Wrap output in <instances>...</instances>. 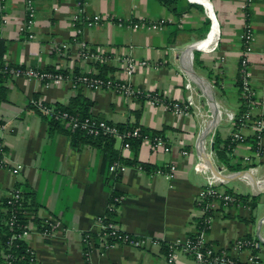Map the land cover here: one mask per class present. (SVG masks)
Wrapping results in <instances>:
<instances>
[{
	"label": "crops",
	"instance_id": "crops-1",
	"mask_svg": "<svg viewBox=\"0 0 264 264\" xmlns=\"http://www.w3.org/2000/svg\"><path fill=\"white\" fill-rule=\"evenodd\" d=\"M245 2L179 0L166 6L159 0H82L80 4L76 0H33L34 21L27 31H20L26 0H2L1 63L112 77L128 81L140 92L127 97L111 89H74L65 81L46 84L24 76H0L1 160L5 164L0 167V199L15 188L31 195L33 205L27 210V220L32 225L25 241L37 264H166L165 244L198 230L201 214L195 199L205 177L194 166L204 162L209 168L202 152L215 168L229 174L226 189L247 195L248 202L255 196L254 206L239 202L225 209L218 205L205 239L242 260L245 251L237 255L231 248L236 238H261L256 253L264 261V190L256 194L248 175L232 176L248 171L245 174H253L264 184V130L252 121L240 128L235 123L243 107L236 82ZM78 13L98 14L103 20L73 27L72 17ZM247 16L254 32L246 54L248 82L254 92L250 112L251 119L257 120L264 119V0H252ZM206 18L210 22L207 31L203 30ZM134 23L139 26L133 27ZM153 23L159 27L151 28ZM77 27L79 39L91 49L106 53L108 62L83 60L73 45L62 54L54 52L55 43L69 42ZM29 33L34 35L32 39L27 38ZM123 56L146 61L147 65L126 77L118 59ZM192 83L209 99L202 91L210 108L208 121L203 118L201 96L195 98L187 87ZM145 94H156L162 101L152 103ZM189 94L195 106L186 114L176 113L165 104L183 101ZM76 96L85 99L89 116L158 132L162 146L153 148L144 140L135 149L124 148L121 140L114 139L119 156L134 163H121L114 171L100 149L86 142L74 143L70 133L59 129L50 131L47 120L30 107L33 99L66 106ZM209 125H213L212 130L199 143ZM236 131L241 137L232 140ZM215 136L221 148L226 140L234 141L222 160L215 153ZM16 165L21 168L11 172L9 168ZM171 165L170 177L152 171L168 170ZM111 188L122 195L115 211L116 224L122 232L142 238L141 246L122 242L107 245L97 235L98 217L106 214ZM48 216L58 224L44 237L36 219L42 221ZM85 234L90 235L87 260ZM174 264L195 262L177 250Z\"/></svg>",
	"mask_w": 264,
	"mask_h": 264
},
{
	"label": "built area",
	"instance_id": "built-area-1",
	"mask_svg": "<svg viewBox=\"0 0 264 264\" xmlns=\"http://www.w3.org/2000/svg\"><path fill=\"white\" fill-rule=\"evenodd\" d=\"M33 0H26V16H25V24L20 27V31H27L28 28L33 23V18L35 15L34 6L32 4ZM78 4L82 2V0H76ZM248 0H246V3ZM244 5V6H245ZM244 8V7H243ZM2 9V5L0 2V10ZM103 18L98 15L92 16H84L82 14H75L72 17V26L76 27V23L84 22V24L90 26L100 23ZM118 25H121V22H117ZM133 27H138L137 23L132 25ZM151 28L159 27L158 24H150ZM79 28L75 29V34L71 38V40L67 43H55L54 52L56 54H62L65 52L69 45H73L77 48V55L79 58L91 62H108L110 60L109 56L106 53L100 50L91 49L84 41L77 39ZM34 35L32 33L28 34V38L32 39ZM239 40L242 45V56L240 58V65L242 70V89L240 92L241 100L243 106L247 107L245 112H242L238 116L239 126L238 128L244 126L246 123L252 121L254 125L257 126L259 130H264V119L258 118L257 120L251 119V108L253 107V96L254 92L249 85L248 82V73H247V59L246 54L248 53L249 47L254 40V32L250 25H247L245 29L239 34ZM120 63L122 64L123 73L126 77L131 76L135 69L139 66H146V61L136 60L131 56H123L118 58ZM12 77L16 76H24L28 79L34 80H45L46 84L48 83H59L62 81L68 82L69 85L76 89L78 86H83V88L88 90H105L111 89L113 91L124 94L127 97H132L133 95L140 94L138 90H135L128 81H122L118 79H114L112 77H98L88 74H64L62 72H47L45 70H39L31 67H27L24 69L21 68H11L10 69ZM190 88V85H187ZM264 91V90H263ZM264 93V92H263ZM146 95V94H145ZM150 98L152 103L161 102L162 99L158 97L156 94H148L146 95ZM264 97V94H263ZM31 103L42 113L49 116H53V118L63 124L64 128L68 129L70 132L74 131H82L88 136H97L100 134L108 135L114 139H119L122 142L124 148H129L130 144L127 141L129 138H141L142 141L149 140L152 144L153 148H160L162 146V138L161 136L149 137L147 135H141L139 128H125L120 129L117 124L110 123L105 120L96 119L91 116L86 117H78L76 115L70 114L67 111L56 108L53 104H47L38 100H31ZM168 108L172 109L176 113L186 114L188 109L192 106H195L192 94L186 96L185 100L180 102L173 103H165ZM197 107V106H196ZM198 109V108H197ZM2 124H0V127ZM241 135L236 131L231 135L232 140L240 139ZM2 147V143L0 144ZM5 164L2 160H0V167H4ZM121 167V163L118 161H114L111 164V168L114 171H118ZM21 168V165H16L14 167H10L9 169L13 173H17ZM174 167L171 165L168 170L161 171L158 170L157 173H162L165 177L171 176V170ZM194 170L201 173L205 177V184L199 190L195 204L200 210V217L211 212V215H206L205 222L210 224L212 218V212H215V208L217 204L220 202L221 205L227 209L230 205L237 204L240 201H237L235 197V193H231L226 189V182L216 175H214L207 165L204 162H198L194 166ZM113 171V172H114ZM219 172L223 173V169L219 168ZM228 174V173H227ZM7 202L12 203L16 202L20 204L22 198V192L19 189H13L8 193ZM122 199V196L115 197L114 202L119 203ZM111 202L107 205V210H115V203ZM27 214V212H26ZM33 217V215H32ZM104 216H99V229L97 235L102 239L105 244L108 245V240H115L114 242H122L128 243L133 246H141L143 243L142 238H132L130 234L122 232L118 225L112 221H103ZM4 220V219H3ZM14 218L11 216L9 222H13ZM57 221L51 216L45 217L40 221L41 225V233L44 237H48L52 234L53 229L57 226ZM32 222L27 220V224L23 227V230L18 233L12 235V238L18 237L20 239L26 240ZM88 237V242L90 243V237ZM84 241V238H83ZM260 242H262L261 238L255 240L252 237H238L233 242L231 248L238 255V253L245 251V257L240 260L237 256L229 253L226 249L221 248L219 246H215L210 244L205 239V232L199 231L193 235L186 236L184 239H176L171 242L166 243L167 252H166V264H174V257L177 250H180L189 256H191L195 262V264H264V261L260 260L257 256L256 249L259 248ZM86 260L88 259V252L84 253ZM9 256V255H8ZM7 254L4 255V258H8ZM5 264H10V262H6Z\"/></svg>",
	"mask_w": 264,
	"mask_h": 264
},
{
	"label": "trees",
	"instance_id": "trees-1",
	"mask_svg": "<svg viewBox=\"0 0 264 264\" xmlns=\"http://www.w3.org/2000/svg\"><path fill=\"white\" fill-rule=\"evenodd\" d=\"M160 2H162L164 5L166 6H170L173 4H176L179 0H159ZM1 5H2V0H0ZM252 3V0H248V2L246 3V5L243 8L244 14L246 16V21L248 20V16H247V8L248 6ZM2 10V9H1ZM0 10V20H1V16H2V11ZM245 21V24L243 26L242 31L245 29V27L247 25H249L248 22ZM23 24H25V20L23 22ZM78 23H76L77 25ZM209 19L206 18L204 20V26H203V30L208 29L209 27ZM241 31V32H242ZM240 32V33H241ZM28 38V36H27ZM79 35L77 37V39H79ZM81 40V39H79ZM1 41V39H0ZM238 80L236 82V85L238 87V92H241L242 89V70H241V65H240V59L238 62ZM11 68H21L24 69L23 66H13L10 64H4L0 62V76L3 78H11V72L10 69ZM47 72H60V71H55V70H45ZM64 73V72H62ZM64 74H68V73H64ZM77 75V74H72ZM104 78V77H102ZM46 80V79H45ZM42 80V81H45ZM254 99V98H253ZM35 100V99H33ZM85 99L80 97V96H76L75 98H72V100L69 102L68 105L66 106H62V105H57L56 108L64 110L69 112L70 114L76 115L78 117H86L89 116V114L87 113V107L84 104ZM30 107L33 108L34 110H36L38 113H40L48 122V126L50 131H53L55 129H59L63 132H67L70 133L73 139V142L76 143L77 141H81V142H86L89 143L91 146H94L98 149H100L103 153L104 159H106L109 163V165H111L114 161H118L120 163H124V164H134L132 161H127L126 159L122 158L119 156L118 152L114 149V138L108 136V135H97L95 137L93 136H88L87 134H85L82 131H74V132H68L64 127L63 124H61L59 121L55 120L53 118V116H49L46 114H42L31 102H30ZM247 110L246 106H243L242 109L240 110L239 114H237L236 118H235V123H236V127L239 126V120H238V116L242 113L245 112ZM1 124V121H0ZM118 127L120 129H125V128H136L137 126L135 125H130L128 123L126 124H117ZM138 128V127H137ZM139 131L141 133V135H147L149 137H154V136H160L158 132H148L147 130H143L141 128H139ZM77 140V141H75ZM130 144V148H137V146L140 144V142L142 141L141 138H129L127 140ZM219 139L218 137H214V148H215V153L218 156V158L220 160H222L224 158V152L228 151L230 149V147L232 146V144L234 143V141L231 142L230 139L226 140L224 142V146L221 148L220 147V143H219ZM0 144H1V140H0ZM4 148L3 146H0V160H1V154L3 152ZM142 167H145L148 169V166L145 165H140ZM158 170L161 171H166L164 168H155L152 171L153 172H157ZM233 171H237V169H234ZM229 192H231L228 189ZM233 193V192H231ZM235 197L237 198V201H240L241 203L244 204H250L251 206L255 205V196L251 197V202H248L247 200V195H240V194H234ZM122 196L118 191H116V189L111 188V193H110V197L108 199V204L111 202H114V198L115 197H119ZM31 195L29 196V194L26 193H22V198H21V202L20 204L16 203V202H12V203H8L7 202V197L5 198H1L0 199V264H5L6 262H10V264H37L34 252L31 250V248L28 246V244L26 243L25 240L20 239L18 237L12 238V235L14 234H18L23 230V227L27 224V210L30 209V205H33V203L31 202ZM115 206L117 208L118 204L117 202H114ZM221 205V203L219 202L217 204ZM216 206V208H217ZM215 208V211H216ZM3 210V211H2ZM115 210H107L106 209V214L104 216L103 221L107 222V221H112L114 223V216H115ZM213 214V212H212ZM206 215H211V212H209ZM206 215L200 217L198 219L197 222V227L199 231H204L206 232V230H208L209 228V224L205 222V217ZM11 216H13L14 220L13 222H9ZM4 219V220H3ZM37 224L39 225V228L41 230V225H40V221L38 219H36ZM84 236H87L86 234ZM90 236V235H89ZM131 236V235H130ZM132 238H135L133 236H131ZM115 240L111 239L108 240V244H112L115 243ZM84 251L88 252V237H84ZM165 248H166V252H167V245L165 244ZM7 254L8 258H4V255Z\"/></svg>",
	"mask_w": 264,
	"mask_h": 264
},
{
	"label": "water",
	"instance_id": "water-1",
	"mask_svg": "<svg viewBox=\"0 0 264 264\" xmlns=\"http://www.w3.org/2000/svg\"><path fill=\"white\" fill-rule=\"evenodd\" d=\"M210 90H211V89H210ZM202 91H203V90H202ZM203 93H204V91H203ZM204 95L206 96L205 93H204ZM210 96H211L210 98H211L212 102L214 103V101H213V93H212V90H211V95H210ZM206 97H207V96H206ZM207 99H208V97H207ZM208 101H209V99H208ZM212 128H213V125H209V126H208L207 130H205V131L203 132V134L201 135L199 143L201 142V140L204 139V137L206 136L205 134H206V133H209V132L212 130ZM211 148L213 149V146H212ZM201 157H202L203 160L206 161V163L209 165V168H210L211 172H212L214 175H216V176H218V177H220V178H222V179H224V180H227V181L230 179L229 174H221V173L219 172V169H217V168H215V167L213 166V164L211 163L210 159H209L206 155H204V152L201 153ZM245 173H248V171H238V172L233 173L232 176L235 175L236 177H240V176H247V175H248V176L250 177V181H251V184H252V187H253L255 193H256V194L261 193V192L264 190V184H263V186H262V185L260 184V182H258V181L256 180V178L253 176V174H245Z\"/></svg>",
	"mask_w": 264,
	"mask_h": 264
},
{
	"label": "rangeland",
	"instance_id": "rangeland-1",
	"mask_svg": "<svg viewBox=\"0 0 264 264\" xmlns=\"http://www.w3.org/2000/svg\"><path fill=\"white\" fill-rule=\"evenodd\" d=\"M191 85L192 86L189 89L194 94V97L198 98L199 95L201 96V97H199V100L202 103L201 105H202V108H203V112H202L203 113V118L208 121L209 118H210V108L208 107V103L206 101V97L203 95L201 89H199L195 83H192Z\"/></svg>",
	"mask_w": 264,
	"mask_h": 264
},
{
	"label": "bare ground",
	"instance_id": "bare-ground-1",
	"mask_svg": "<svg viewBox=\"0 0 264 264\" xmlns=\"http://www.w3.org/2000/svg\"><path fill=\"white\" fill-rule=\"evenodd\" d=\"M190 78H191L192 80H194V82L197 84L198 81H197L196 79H194V78L191 76V74H190ZM197 85H198V84H197ZM198 86H199L201 89H205V88H204V84H199ZM206 93H208V91H206ZM207 95H208V94H207ZM208 96H209V95H208Z\"/></svg>",
	"mask_w": 264,
	"mask_h": 264
}]
</instances>
